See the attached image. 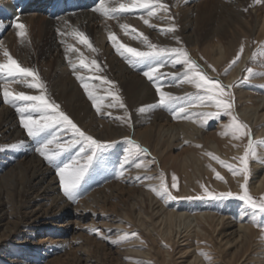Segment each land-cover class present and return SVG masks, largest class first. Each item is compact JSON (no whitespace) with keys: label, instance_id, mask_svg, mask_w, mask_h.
<instances>
[{"label":"bare ground","instance_id":"obj_1","mask_svg":"<svg viewBox=\"0 0 264 264\" xmlns=\"http://www.w3.org/2000/svg\"><path fill=\"white\" fill-rule=\"evenodd\" d=\"M62 1L0 0V22L3 23V27H0V43L10 51L13 58L21 66L37 71L46 89L42 92L40 89H29L22 84L12 83L8 86L9 91H23L29 95L44 94L50 101L59 104L60 110L67 114L78 127L83 128L88 135H93L102 140L117 139L130 133L132 135L137 130L135 128L140 127L134 135L141 143L150 146L153 150H156L157 147L160 149L161 145L171 137L170 143L166 142L168 146L175 147L187 141L192 143L193 141H203L205 143L204 147H209L224 156H232L231 158H233L242 155L243 141L232 140L231 137L215 138L213 134H205L198 123L193 122L199 120V118H194L195 116L192 120L182 117L179 122H171L173 114H169L165 109L151 107L158 102L159 96L153 84L143 75V71L147 70L146 67L143 65L136 68L129 66L115 52L108 39V32L115 33L120 42L128 46L143 48V45L138 40L131 39V34H126L125 37L121 36L124 31L120 30L121 33L119 34L105 25V18L94 11L99 0H67V5H61ZM178 1L177 3L182 6L179 7L180 12L177 18L173 20L177 29L174 33L161 34L158 31L159 28H166L173 23L172 20H167V15H157L150 22L156 25L157 29L149 28L144 24L143 34L148 36L151 42L161 46L187 44L191 45L193 52L201 48V56L198 57L200 61H203V54L206 57L213 54L211 59L217 70L221 65L227 64L236 57L238 50L243 45L244 35H246L248 43L253 38L251 35L253 30H256L258 39L264 36V0L260 3H256L255 0H207V3L201 2L200 6L197 5L199 2L195 0ZM14 4L20 7L19 10H13L12 6ZM54 7L56 9L53 12ZM252 8H255L254 12ZM198 15H201V17ZM17 18H19L20 23L26 26L27 36L24 38L23 43H21V38L15 34L17 30L12 27ZM119 21L115 19L108 20L109 23L118 24L117 26H119ZM131 23L128 22V25ZM201 25H203V29ZM132 26H134L133 23ZM73 30L85 33L97 49L96 52L88 49L86 53H83V56L96 59L103 69L102 72L95 75L106 77L107 80L114 82L112 91L118 92L122 97L131 117L132 130L129 129V125L127 126L126 123L122 127L117 125L116 120H113L115 115L124 114L123 109L119 111L120 108L118 107H102L101 112L103 113H97L92 101L88 99L87 94L81 87V82L76 79L69 60L78 64L80 56L76 52L66 51L69 44L77 41L70 35ZM94 37L101 39L100 47L95 46ZM174 37L179 38V43ZM249 57L250 50L245 47L241 58L225 77L227 82L234 81L241 76L247 66ZM3 59V56L0 55V61ZM78 71L86 77L93 75L79 67ZM160 71L165 74L159 81L164 91L173 95L185 91L182 85L172 83L170 73H174V68L170 62L166 63ZM210 73L212 76L216 75L213 70H210ZM90 83L98 86V95L105 96V105L112 103V98L106 92V89L110 87L109 85H102L96 79H91ZM237 94L239 99L238 114L255 127L256 132L254 135L257 138H262L264 136V95L254 96L244 89L237 91ZM133 106L135 109H132ZM141 106H145L147 110L143 112L142 117L135 119L139 113L137 109ZM14 109L3 102L2 94H0V238L5 237L6 233L13 229L22 228L24 240L29 242L36 231H40L50 223H56L59 230L64 232L68 230H75L76 232L77 227H81V219L79 216L77 217L78 214H73L72 209L76 211L83 204V211L94 210L96 205L105 204L110 197L119 199L121 196L120 191L127 192L125 199L132 211L129 214L125 210L126 208H123L116 217L123 216L131 221L139 220L145 224L143 204L153 208L156 205L155 198L157 196L145 187H128L127 178L118 176L115 182L107 181L108 183L104 185L102 191L94 190L86 200L79 201L77 204L62 197L59 194L60 189H58L61 188L60 182L56 185L57 177L53 174L56 172L55 168L50 164L48 165V162L43 160L36 152L38 141L29 139L26 130L20 125V115ZM196 109H201V107L191 108V110ZM109 112L111 116L107 114ZM68 132L70 134H67V140L65 139L66 135H63L60 137L61 142L65 140L67 142L73 138L71 131ZM168 133L169 136L165 138ZM11 145L18 146L10 147ZM147 149L149 148L147 147ZM162 153L163 151H161L160 156L164 160L166 158L162 156ZM74 157H77V153ZM209 165H211V168ZM215 165V161L201 156L196 149L184 151L179 156L171 159L169 168L172 170L175 168L177 173L184 175V180L192 179L190 167H196L199 172L200 179L195 176L190 185L185 183L180 196L202 192L201 184H204L210 191L217 189L239 192V184L243 182L242 176L227 175L226 180H213L212 176L215 173L212 168L216 170ZM252 169L256 173L259 172V175L258 180L252 184L251 188L257 194H262L264 193V162L253 161ZM222 170L224 171V169ZM100 182L102 180L94 181L87 187L93 188ZM11 197L18 212L3 211L7 204L4 199ZM242 209L233 225L229 221L228 223L225 222L223 216L212 214V211L191 212L182 209H164L159 214L160 216L163 213L162 217L155 221L158 223L157 227L159 229L160 227L165 228L161 230L164 241L157 242L156 240V247L153 249H151L152 247L147 248L145 255H149L148 258L156 259V264H173L174 260L171 258L173 247H177L180 241L189 244L191 233L196 232L198 238H205L210 241L215 240L213 234L216 233L217 238L221 236L219 242H224L219 255L221 257L219 264H248L255 231L253 230L254 225L250 223L247 216L243 215ZM177 222L179 224L183 223L184 228L178 231L176 239L177 232L174 226ZM194 222L195 224L192 226ZM90 223V225H93V220ZM195 226H198L199 230ZM82 227L85 228V226ZM225 228L231 231L226 234ZM81 230L83 231V229ZM75 232L71 234L69 242H76L78 247L81 248L79 256L84 261L83 264H91L90 253L99 251L101 243L81 232ZM44 239L37 240L36 244L39 245L38 248H42V251L46 253L49 248L42 247ZM64 245V243H54L52 250L54 252L63 250L66 247ZM163 247H168V249L163 251ZM129 250H131L130 245L124 252ZM199 250H201L199 244L191 252L187 248L180 250L181 257H186L180 264H204V260V263H201V252ZM37 252L38 250L35 251V253ZM74 254L75 259L78 260V253L75 252ZM133 256L137 255L133 254ZM259 260L261 261V259ZM26 261H28V258L23 257L18 260V263L27 264ZM144 261H147V258ZM127 264H134V262ZM205 264L209 263L206 262ZM260 264H263V262L261 261Z\"/></svg>","mask_w":264,"mask_h":264},{"label":"rangeland","instance_id":"obj_2","mask_svg":"<svg viewBox=\"0 0 264 264\" xmlns=\"http://www.w3.org/2000/svg\"><path fill=\"white\" fill-rule=\"evenodd\" d=\"M172 1V2H171ZM199 2L197 5L200 6L201 2H206L207 0H195ZM162 2H166L168 5V12H159L157 15H167L171 16L174 19L177 18L179 11V7L182 5L178 0H162ZM177 3V4H176ZM191 5V4H190ZM255 8H252L254 12ZM144 15L145 18L149 19L150 22H152V18H148L146 13L143 11H137L134 13L130 14H124L120 21L119 24H128V22H132L134 26H132V23L130 24L131 28L134 27L138 32L143 33V20L140 19V16ZM201 17V15H198ZM173 19V20H174ZM110 20V19H108ZM108 20H104L105 25L110 27V29L114 32L117 31V33H121V28L117 26L118 24H112L109 23ZM172 20V23L175 25L174 21ZM214 26V25H213ZM203 29V25H201ZM177 30V29H176ZM99 35V34H97ZM96 35V36H97ZM252 37L248 43V39L246 35L243 36L242 42H243V47L245 49L248 48L250 50V57L249 60L247 61V66L244 68L243 73L241 76H239L236 80L234 81H229L227 82L225 77L228 75V73L231 71V68L236 64L232 65L229 68V65L231 61L235 58H233L231 61H229L227 64L221 65L218 70L216 66L214 65L212 61V56L211 54L210 57H206L204 54L202 55L203 61L201 62L200 59L198 58L201 56V48L196 49L194 52L191 50V45L187 44H180V47H183L186 49V51L189 53L190 57L192 60H194L201 69L212 79L218 80L221 82L222 85L228 86V85H233L231 88V93H232V102H233V113L238 116L239 120L246 123L249 128L251 129L253 139L255 140H264V136L262 138H257L254 134L256 132L255 127L248 123L242 116L238 114V109H239V99H238V94L237 91H240L244 89L245 91H248L249 94L258 96V95H264V55H257L256 59L253 60V53L259 52L260 46L264 45V36L261 38H257L256 30H253L251 33ZM121 36H126V34H122ZM38 35L36 36V38ZM100 38L99 37H94V44L97 47H100ZM253 40V41H252ZM261 41V42H260ZM72 47L79 49V52H76L77 54L81 53H86L88 51V48L79 43V41H74L73 43L69 44ZM68 45V46H69ZM175 46L174 44L168 45V47H179ZM86 47V48H85ZM67 49V48H66ZM240 50V49H239ZM238 50V52H239ZM237 52V53H238ZM244 52V50H243ZM197 56H196V55ZM243 54V53H242ZM241 54V56H242ZM240 56V58H241ZM40 60V59H39ZM207 65V66H206ZM211 66V67H210ZM178 67V68H177ZM218 67V65H217ZM251 68L253 70V75L249 76L247 73L246 69ZM215 69L216 75L212 76L210 73V70ZM229 69L227 71V74H225V70ZM183 71V66L177 65L174 68V73L182 72ZM258 72V73H257ZM244 77H248L245 79ZM259 77V78H258ZM224 79V80H223ZM177 81V82H176ZM172 83L174 84H180L182 85L183 88H185L184 92H180L179 94H174L175 96L178 97H185L186 94L188 93H195L197 92V89L192 87L191 84L180 83V78H173L172 76ZM12 84V83H11ZM186 86V87H185ZM234 94V95H233ZM183 104V102H181ZM186 106V105H185ZM201 109H196V110H191L189 109V114L191 113H204V112H213L216 111V109L212 106H200ZM132 109H135L133 106ZM137 109V108H136ZM15 110V109H14ZM115 110V109H113ZM117 110V109H116ZM121 111L122 109H118ZM96 111V110H95ZM15 112H17L15 110ZM98 113V112H97ZM103 113V112H101ZM169 114H172L168 111ZM237 113V114H236ZM34 116L39 115V113H34ZM121 115V114H120ZM119 115V116H120ZM115 115L114 117H117ZM122 116V115H121ZM143 113H138L135 117V119H138L139 117H142ZM182 118L177 119H172L170 120L171 122H179V120ZM194 118H199L202 119L200 116H195ZM117 122V125L122 126L125 123H122L121 121L114 119ZM229 122V117L227 116H221L219 119H212L207 122V124L204 127H201L203 129V132L205 134H213L215 138H220L222 137L220 133L224 130V125ZM121 124V125H120ZM199 125V124H198ZM128 126V124H127ZM133 126V125H132ZM130 130L131 126H128ZM81 130H84L83 128L79 127ZM137 127L135 129L138 130ZM136 130V132H137ZM85 131V130H84ZM136 132L134 134H136ZM61 133L60 137L63 135H66V140H67V134H70L68 131L65 134ZM86 133V131H85ZM132 133L127 134L125 136H122L117 139H100L96 138L95 136L91 135L93 138L98 139L102 142H107V143H112L111 148L104 149L97 159L93 162L92 167L89 169L87 175L85 176L84 180L82 181L79 189L77 190V193L75 195L74 199H71L74 201L75 204H77L79 201H84L86 200L91 192L94 190H103V187L106 183L109 181L115 182L116 178L122 177V178H127V184L129 183L128 187H145L147 190H149V186H158L159 185V174L163 172L165 174V179L167 184L169 185V190L172 192V195L176 196L177 199H162L160 197L155 198L156 200V205H154L153 208L147 207L145 204H143V210L145 211V214L143 215V218H145V224L142 223L141 221H131L130 219L123 217V216H117L121 209L126 208L130 212L132 211L131 208L128 207V202L125 199L127 192L125 191H120V198L118 199L117 197H110L107 199L105 204L103 205H96L94 207V210H84L83 204L78 207V210L75 211V209H72L71 211L73 214H78L77 217L79 216L81 219V227H77V231L75 230H68V231H63L59 230L58 226L56 223H50L49 225H45V228L41 229L40 231H36L34 236L31 238V241L26 242L24 240V231L22 228H17L13 229L10 232L6 233L5 237L0 238V264H19L18 260L22 259L23 257L28 258V261L25 263H30V264H83L84 261H82L81 256H79V253H81V248L78 247L76 242H69L71 234L81 232L86 236H89L91 238H94L97 242L101 243V249L99 251H94L90 253V262L91 264H127V263H133L134 264H156L155 260L156 259H151L148 258L149 255H145V252H147V248L153 249L156 247V240L157 242L164 241V238L162 237V229L164 230L165 228L157 227L158 223L157 221L160 217H162L163 213L159 216V214L165 209H182V210H188L191 212H198V211H209L212 214H216V216H223L225 218V222L228 223L231 222L235 224V221L239 217V213L241 212V208H243V204L240 201L237 200H224V201H212V200H199V199H189V197H195L197 195H201L202 192H193L191 195L187 196H180L181 194V189L183 188L184 184H191V181L195 179V176L200 179L199 177V172L196 167H190V174L192 175V179H187L184 180V175L177 173V170L174 168L173 170L169 168L171 164V159H174L176 156H179L181 153L184 151L190 150V149H196L199 151V154L208 160H213L212 158H209V156L205 155V153H212L215 156H218L220 159L224 160L227 163H231L239 167V161H236L235 159L227 156H224L222 154L217 153L215 150L210 149L209 147H204L205 143L203 141H193V143L190 141H187V143H183L181 145H177L175 147L168 146L169 141L171 140V137L167 139L165 143L161 145V148L156 150L152 149L150 146L145 145L140 142L138 138ZM90 135V134H89ZM169 136V133L165 136L167 138ZM126 138H130L131 140L137 142L142 148L147 149V152H142L140 153L136 160L133 162L126 164L123 168L121 169V162L123 161L125 155L127 154L130 145L127 142ZM31 140L32 138L29 137ZM33 140V139H32ZM65 140V141H66ZM34 141V140H33ZM63 141V142H65ZM240 141L244 142V146L247 143V137L241 139ZM199 145V147H197ZM38 142L36 143V147H38ZM79 145H77L75 148H72L70 151L65 152L56 162L57 165H61L62 163H67L69 162L76 153L79 152ZM158 149V150H157ZM161 151H163L162 156H164L166 159L162 160V157L160 156ZM244 152V147L242 154ZM237 155L236 157H238ZM235 157V156H234ZM7 159V158H6ZM44 160V159H43ZM140 161H144L145 163L148 164V168H136L133 167L135 166V163H138ZM168 163L166 164V162ZM215 161V160H213ZM253 161H258V162H264V149H258V157L256 159H251L249 161V168H250V177L248 181V188L250 193L254 196L259 198L260 196L264 195L262 194H257V192H254L251 188L252 184H254L258 180V173L254 172L252 169V162ZM216 162V161H215ZM49 165V163H48ZM129 165V166H128ZM53 168H55L56 171V166L52 165ZM220 166V167H219ZM133 167V169H132ZM135 168V169H134ZM154 168V169H153ZM216 172H218L224 180L227 179V175H232L231 172L228 171L227 168L222 167L220 164L216 162L215 165ZM145 169V170H144ZM152 169V170H151ZM224 169V171L222 170ZM130 170V173H129ZM57 172V171H56ZM53 173L57 177V184H59L60 179L57 173ZM118 172V174H117ZM121 172H123V175H121ZM146 172V173H144ZM175 175L177 177V188L173 189L171 188L172 184V175ZM128 177H130L128 179ZM139 177V179H137ZM149 177H152L153 179H149ZM189 178V177H188ZM243 178V177H241ZM131 179V180H130ZM133 179V180H132ZM212 179H216V175L212 176ZM102 182L97 183L95 187L93 188H88L87 186L92 184L94 181H100ZM106 180V181H105ZM144 180V182H143ZM147 180V181H146ZM219 180V179H217ZM243 180V179H242ZM108 181V182H107ZM129 181V182H128ZM139 181V182H138ZM221 181V180H219ZM138 182V183H137ZM235 182V181H234ZM244 182V180H243ZM242 182V183H243ZM137 183V184H136ZM236 183V182H235ZM138 185V186H137ZM142 185V186H140ZM59 194L62 197L67 198L63 193L62 188H58ZM150 191V190H149ZM212 191L216 192H225L221 190L214 189ZM229 191V190H226ZM232 191V190H230ZM240 191V190H239ZM233 192V191H232ZM159 198V199H158ZM68 199V198H67ZM76 199V200H75ZM70 200V199H69ZM4 201L7 203L3 211L5 212H18L17 207L15 202L13 201L12 197L11 198H6ZM74 204V205H75ZM157 212V213H156ZM94 213V215H93ZM156 213V214H155ZM125 219V220H124ZM246 220V218H244ZM247 219H250L249 216H247ZM93 220V225H90V221ZM242 220V221H245ZM239 222V221H238ZM237 222V223H238ZM258 223L264 224V217H258ZM195 224V222L192 224V226ZM147 225V226H146ZM82 226H85L82 227ZM184 225L183 223L179 224L178 222L174 226V229L176 230V239L178 235V231L183 230ZM196 229L199 230L198 226H195ZM21 229V230H20ZM79 229V230H78ZM91 229H96L97 231H90ZM174 230V231H175ZM253 230L255 231V238H254V243L251 246V253H250V258L248 259V264H260L261 261L264 264V230H262L260 227L255 226ZM23 231V232H22ZM231 231V230H230ZM229 229L225 228V233L228 234ZM150 232V233H149ZM204 232V230H203ZM129 234V239L126 241H123L118 244H113L111 243V240L116 239L118 236L123 235V234ZM135 233V236H132L131 234ZM26 234V233H25ZM151 234V236H149ZM216 233L213 234V238L215 240L210 241L209 239H201L198 238L199 236H196V232L191 233V238H189L190 243L189 244H184V241H180L179 245L174 246L172 249V255L171 258L174 260L173 264H177L186 257H181V253L179 252L180 250L182 251L184 248L190 250H193L197 244L201 245V250L199 252H204L207 253L208 258L205 260V257L201 255V263L208 262L209 264H219L221 262V257L220 252L222 251L223 248V241L219 242L221 239V236L219 238L216 237ZM102 237H107V238H102ZM44 239V244L42 247L49 248V251L44 253L42 248H38L39 245L36 244L37 240L39 239ZM35 239V240H34ZM153 239V240H152ZM225 241V239H224ZM54 243H64L66 247H64L63 250L56 251L54 252L52 249V245ZM71 245H70V244ZM130 245L131 250L125 251L124 250ZM166 245V244H165ZM167 246V245H166ZM203 246V247H202ZM163 251L168 249V247H163ZM170 249V247H169ZM38 250L37 253L35 251ZM52 250V251H50ZM92 250V248H90ZM219 250V252H217ZM75 252L78 253V260L75 259ZM133 254H136L137 256H133ZM17 255V257H16ZM23 256V257H22ZM22 257V258H21ZM80 257V259H79ZM204 257V258H203ZM147 261H144L146 260ZM168 258V256H167ZM18 259V260H17ZM200 259V258H199ZM256 259H261V261H254ZM204 260V261H203ZM212 261V262H210ZM89 263V262H88ZM204 263V264H205Z\"/></svg>","mask_w":264,"mask_h":264},{"label":"snow or ice","instance_id":"obj_3","mask_svg":"<svg viewBox=\"0 0 264 264\" xmlns=\"http://www.w3.org/2000/svg\"><path fill=\"white\" fill-rule=\"evenodd\" d=\"M255 2L260 3L262 0H255ZM94 11L105 18V20L115 19L119 21L124 14H130L137 11L145 12L148 18L157 17V13L159 12H168V5L162 2V0H99L98 6ZM140 19H142L143 23L149 28L157 29V26L151 24L150 20L145 18L144 15H141ZM173 19L174 18L170 15L167 16V20L171 21ZM0 27H3L2 22H0ZM12 27L17 30L15 34L17 37L21 38V43H23L24 38L27 36L26 26L23 23H20L19 18H17L16 21L13 22ZM119 27L125 34H131V39L138 40L143 45V48L128 46L120 42L115 33L108 32V39L115 52L121 56L129 66L136 68L143 65L146 67L147 70L143 71V75L153 84L156 93L159 96L158 102L151 107L169 111L173 114V119L182 116L185 119L192 120L193 116H200L202 119L193 121L198 123L200 127H204L209 120L219 119L221 116H227L229 117V122L223 126L224 130L220 135L222 137H231L232 140H241L247 137V143L244 146L243 154L238 157H233V159L239 161V167L225 162L210 152L205 153V155L215 160L222 167L227 168L233 176L243 177L244 182L239 184L240 191H210L204 184H201L200 188L202 189V194L195 197H189V199L240 201L243 204V215L249 216L250 223L264 230V224L258 223V217H264V195L259 198L254 197L248 188L250 177L249 161L258 157V149H264V140L253 139L249 126L240 121L238 116L233 113V98L231 93L233 85L224 86L218 80L210 78L203 69L191 59L189 53L183 47L161 46L157 43L151 42L148 36L131 28L128 24L122 23L119 24ZM158 31L161 34L174 33L176 31V26L170 24L166 28H159ZM61 35H63V33H61ZM70 35L78 40L79 43L87 46L92 52L97 51L85 33L73 30ZM174 38L179 43V38ZM243 50L244 47L241 45L239 52L231 61L229 68L239 61ZM66 51L79 52V49L69 45ZM0 55L4 58L0 61V94H2L3 102L15 108L20 115V125L26 130L27 136L38 141L39 146L36 147V152L50 165L56 166L57 175L59 176L60 185L64 195L70 200L74 199L77 190L89 169L92 167L93 162L104 149L111 148L113 146L112 143L102 142L82 131L67 114L60 110L59 104L50 101L44 94L29 95L23 91H9L8 86L11 83H19L29 89H40L42 92L46 91V89L38 72L32 68L21 66L2 43H0ZM257 55H264V45L260 46L259 52L253 53L252 59L255 60ZM168 62L171 63L173 68L177 65L183 66L182 72L170 73V75H172L174 79L179 77L181 84H191L192 87L197 89V92L188 93L185 97H178L163 90V86L159 81L165 74L160 70ZM69 64L73 69L76 79L81 82V87L87 94L88 99L92 101L93 107L96 111L101 113L102 107H118L123 109L124 114L122 116L114 117V119L131 126V117L122 97L118 92L112 91L114 82L107 80L106 77L95 75L103 70L97 60L84 57L83 53H81L78 64L72 60H69ZM78 67L92 73L93 75L86 77L80 74ZM228 70L229 69L225 70V74H227ZM213 71H215V69H213ZM246 71L249 76L254 74L251 68H247ZM29 78L31 79L29 80ZM244 78L247 79L248 77ZM91 79L99 80L102 85L106 84L110 86L106 89V92L107 95L112 98V103L107 105L104 104L105 96L97 94L98 86L90 83ZM20 102L23 103L21 104ZM181 102H183V104ZM196 106H212L216 111L189 114V109ZM146 110L145 106H141L137 109L140 113H143ZM33 113H39V115L33 116ZM107 114L111 116L110 112ZM69 130L71 131L73 138L67 142H61L60 134ZM126 139L130 148L121 163V169H123L126 164L136 160L140 153L147 152V149L142 148L137 142L130 138ZM77 145L80 146L79 152L77 153V157L79 158L73 157L69 162L62 163V166L57 165L56 162L58 159L65 152L70 151ZM17 146L18 145H11L10 147ZM197 147H199V145H197ZM135 167L138 169H147L148 164L144 161H140L135 163ZM209 167L211 168V165H209ZM212 171L215 173L216 179L221 181L224 180L214 168H212ZM121 175H123V172H121ZM137 179H139V177H137ZM149 179L153 178L149 177ZM158 179L159 185L149 186V190L157 197L165 200L177 199V197L172 195V192L169 190V185L166 182L165 174L163 172L159 174ZM171 179V188L176 189L177 177L173 174ZM90 231L97 230L91 229ZM131 235L135 236L136 234L133 233ZM127 239H129V234L125 233L118 236L116 239L111 240V243L118 244ZM200 255L204 256L205 259L208 258L207 253L201 252Z\"/></svg>","mask_w":264,"mask_h":264}]
</instances>
